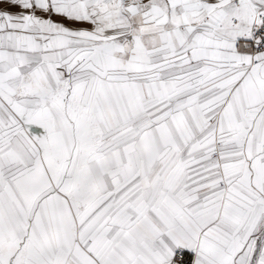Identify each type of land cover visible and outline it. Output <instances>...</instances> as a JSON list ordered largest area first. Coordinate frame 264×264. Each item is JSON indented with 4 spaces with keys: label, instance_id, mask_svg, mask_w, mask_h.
<instances>
[{
    "label": "snow or ice",
    "instance_id": "snow-or-ice-1",
    "mask_svg": "<svg viewBox=\"0 0 264 264\" xmlns=\"http://www.w3.org/2000/svg\"><path fill=\"white\" fill-rule=\"evenodd\" d=\"M0 264H264V0H0Z\"/></svg>",
    "mask_w": 264,
    "mask_h": 264
}]
</instances>
